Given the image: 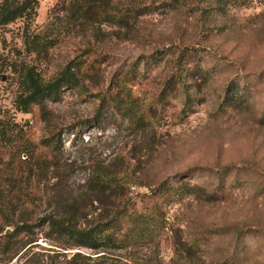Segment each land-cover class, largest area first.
I'll return each instance as SVG.
<instances>
[{
  "label": "rangeland",
  "instance_id": "1",
  "mask_svg": "<svg viewBox=\"0 0 264 264\" xmlns=\"http://www.w3.org/2000/svg\"><path fill=\"white\" fill-rule=\"evenodd\" d=\"M74 1L37 0L31 23L0 27L2 195L10 200L15 183L31 201L14 208L33 210L36 220L64 206L48 202L56 181L66 195L83 193L100 163L144 185L125 188L133 199L158 186L186 191L163 203L168 231L161 242L116 257L128 264H264V0H221L222 7L216 0H106L116 11L143 15L99 29L91 14L69 10ZM81 58L95 69L88 81L55 103L20 110L24 67L47 82ZM25 146L47 173L29 168L27 155L18 158ZM20 177L36 188L29 192ZM187 185L211 197L188 194ZM92 197L81 206L96 216ZM82 218V226L92 222ZM42 237L37 243L53 249ZM77 252L95 257L64 251Z\"/></svg>",
  "mask_w": 264,
  "mask_h": 264
},
{
  "label": "trees",
  "instance_id": "2",
  "mask_svg": "<svg viewBox=\"0 0 264 264\" xmlns=\"http://www.w3.org/2000/svg\"><path fill=\"white\" fill-rule=\"evenodd\" d=\"M216 5L222 7L221 0H216ZM37 6V0H0V27L19 19L31 23ZM69 10L74 11L77 16L87 17L91 14L96 22L98 20V29L108 22L121 28L128 20L143 15V11L132 8L116 11L106 0H98V4L96 0H75ZM94 71L92 63L87 65L85 59H73L55 78L45 82L33 68L24 67L20 72L22 91L16 104L22 112L27 113L32 106L43 108L48 103H55L65 90L78 88L80 84L88 81ZM100 102L101 107L104 98ZM124 104L127 108L128 103ZM58 143L61 141H54L52 150H58ZM47 144L50 145L48 141ZM25 147L26 150L23 151ZM25 147L19 152L18 158L23 154L27 155L32 160L29 168L38 167L42 176L47 171V164L43 166L37 158L35 161L33 151H28L29 147ZM91 171V178L84 184L86 191L75 196L66 195L59 181H56L53 184L56 187L55 194L49 197L48 202L50 206L59 207L62 203L64 206L61 205L62 208L58 211L49 212L36 220L33 210L14 208L16 203L21 206L24 202L31 201L29 194L18 192L15 183L9 190L10 200L0 192V256L6 257L0 259V264H9L14 259L20 264H128L113 253L142 250L161 242L162 235L168 231L163 203L172 196H182L186 192L185 188H178L181 189H177L181 192L178 195L170 194L166 191L168 188L158 186L149 189L150 196L146 199H133L125 196L124 190L127 187L144 186L140 181L128 180L126 176L112 173L100 163ZM20 178L18 183L29 192L36 188V185L30 184L28 178ZM187 188L188 194L197 192L195 194H203L205 198L211 197L196 186L187 185ZM86 194L94 196L91 204L94 202L98 206L96 216H93V210L82 209L81 204H84ZM78 216H82L83 220L90 216L92 222L82 226L76 219ZM8 228L10 232L6 233ZM40 234L51 243L53 249H45L37 243ZM73 249L90 250L95 257L80 252L70 256L64 253ZM187 259L191 262L190 258Z\"/></svg>",
  "mask_w": 264,
  "mask_h": 264
},
{
  "label": "water",
  "instance_id": "3",
  "mask_svg": "<svg viewBox=\"0 0 264 264\" xmlns=\"http://www.w3.org/2000/svg\"><path fill=\"white\" fill-rule=\"evenodd\" d=\"M8 232H10V230H9V229H7V230H6V233H8Z\"/></svg>",
  "mask_w": 264,
  "mask_h": 264
}]
</instances>
